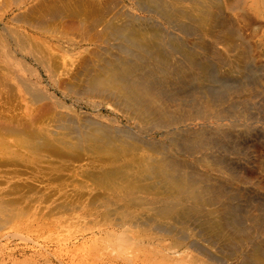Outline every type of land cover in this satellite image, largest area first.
Here are the masks:
<instances>
[{
  "label": "bare ground",
  "instance_id": "6f19581e",
  "mask_svg": "<svg viewBox=\"0 0 264 264\" xmlns=\"http://www.w3.org/2000/svg\"><path fill=\"white\" fill-rule=\"evenodd\" d=\"M0 264H264V0H0Z\"/></svg>",
  "mask_w": 264,
  "mask_h": 264
}]
</instances>
